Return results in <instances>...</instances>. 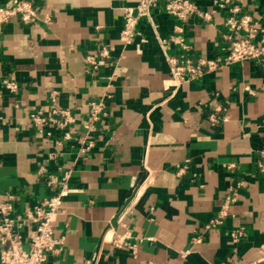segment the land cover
Returning a JSON list of instances; mask_svg holds the SVG:
<instances>
[{
  "label": "crops",
  "instance_id": "crops-1",
  "mask_svg": "<svg viewBox=\"0 0 264 264\" xmlns=\"http://www.w3.org/2000/svg\"><path fill=\"white\" fill-rule=\"evenodd\" d=\"M193 1L207 10L214 0ZM230 1L264 28V0ZM32 2L35 23L11 18L0 29V203L22 215L65 190L53 222L62 242L45 264H264V63L176 85L164 53L179 46L160 44L179 28L188 56L219 57L227 11L178 21L156 8L153 26L141 20L125 46L122 16L137 0ZM103 46L108 58L98 56ZM102 96L103 127L82 150L87 104ZM53 106L73 123L31 122ZM233 192L222 223L205 229ZM231 230L243 232L236 243ZM124 232L133 252L113 245Z\"/></svg>",
  "mask_w": 264,
  "mask_h": 264
},
{
  "label": "built area",
  "instance_id": "built-area-1",
  "mask_svg": "<svg viewBox=\"0 0 264 264\" xmlns=\"http://www.w3.org/2000/svg\"><path fill=\"white\" fill-rule=\"evenodd\" d=\"M156 8H161L167 15L178 21L196 16L207 22L217 11H227V16L224 19L227 33L222 36L226 46L221 49L222 54L219 57L206 59L188 56L187 52L190 48L184 38L178 35L181 32L179 28H176L174 35L160 40V44L165 50L172 42L179 46V52L176 54L164 53L169 76L176 85L197 81L205 74L217 72L234 63L246 60L264 63V28L255 24L249 15H237L239 8L232 5L230 0H214L207 10L198 8L193 0H137L135 6L126 9L122 16L123 24L119 39L123 45L132 43L137 25L141 20H146L153 26L152 11ZM37 15L38 10L32 0H9L0 7V29L11 18H18L23 24L35 23ZM46 20L48 21V18ZM98 56L108 58L109 49L103 46ZM85 61L88 68L96 69L98 66L95 56L88 55L85 57ZM4 83L9 90L16 89L13 82L5 81ZM87 107V119L82 125L85 130V137L81 140L84 145L82 150H87L92 146V140L89 138L103 127L106 118L103 96L96 101L88 102ZM29 117L35 125L46 124L56 127L58 130L73 123L69 111L56 106L51 109L50 117H43L39 111L30 114ZM210 121L215 122V119L210 118ZM261 155L263 161L260 171L264 173V151L261 152ZM67 178L68 173L64 176L63 181ZM64 195L65 190L62 188L54 196L43 200L32 209L25 210L22 215H14L11 204L0 203V264H45L47 255L55 252L62 242V239L54 234L53 222L56 212L61 207ZM235 198L234 192L225 197L224 204L205 225V229L222 223L227 216L229 205L234 202ZM28 225L31 226L30 235L23 238L20 231ZM228 235L231 242L236 243L243 236V232L231 230ZM128 238V232L117 235L113 240V245L133 252V246L127 243ZM259 251L261 255L259 260L264 262V251Z\"/></svg>",
  "mask_w": 264,
  "mask_h": 264
}]
</instances>
